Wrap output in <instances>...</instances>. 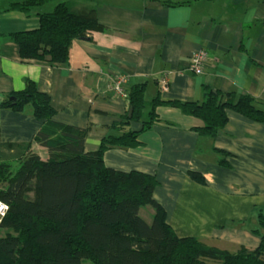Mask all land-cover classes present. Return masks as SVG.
Listing matches in <instances>:
<instances>
[{
  "label": "crops",
  "instance_id": "1",
  "mask_svg": "<svg viewBox=\"0 0 264 264\" xmlns=\"http://www.w3.org/2000/svg\"><path fill=\"white\" fill-rule=\"evenodd\" d=\"M22 0H0V139L27 143L41 129L31 109L18 113L1 103L33 80L48 94L55 120L90 129L87 152L96 151L110 127L128 111L127 98L113 90L120 77L125 92L146 84V98L160 91L159 81L171 75L165 101H201L204 87L223 94L252 97L264 110V0H56L30 15L11 9ZM68 1L95 8L106 30L90 40H76L68 63L50 66L23 63L11 35L36 30L40 14ZM174 4H180L175 6ZM204 49V72L191 71L195 51ZM115 92V93H114ZM162 123L140 136L136 149L112 148L108 168L156 176L154 199L180 237H195L224 250L255 249L261 239L252 233L264 211V124L229 111V122L216 138L194 131L202 122L179 109L160 107ZM140 131L142 125L131 123ZM39 153L46 152L35 147ZM218 151L229 153L221 166ZM202 174L205 185L189 172Z\"/></svg>",
  "mask_w": 264,
  "mask_h": 264
},
{
  "label": "trees",
  "instance_id": "2",
  "mask_svg": "<svg viewBox=\"0 0 264 264\" xmlns=\"http://www.w3.org/2000/svg\"><path fill=\"white\" fill-rule=\"evenodd\" d=\"M54 1L22 0L11 9L29 16L34 8ZM39 16L38 29L11 35L23 63L64 65L74 41L90 40L95 32L106 30L95 8H78L68 1ZM25 83L23 90L8 93L1 107L18 113L31 109L43 124L30 142L0 139V201L9 206L0 223V264H264L263 210L258 213L259 227L252 230L261 239L255 249L231 252L195 237H180L154 199L156 176L117 171L104 162L112 148L141 147L140 136L162 123L160 107L200 120L202 125L194 131L212 138L227 126L229 111L264 124V110L252 97L204 87L203 99L197 102L165 101L161 89L148 100L146 84H136L126 91L128 111L112 124L99 149L87 152L90 129L56 121L50 96L33 80ZM132 122L142 129L133 130ZM218 153L219 164L230 167L225 161L229 153ZM189 176L206 184L198 172L190 171ZM144 207L153 209L151 220L143 217Z\"/></svg>",
  "mask_w": 264,
  "mask_h": 264
},
{
  "label": "built area",
  "instance_id": "3",
  "mask_svg": "<svg viewBox=\"0 0 264 264\" xmlns=\"http://www.w3.org/2000/svg\"><path fill=\"white\" fill-rule=\"evenodd\" d=\"M208 60V54L205 50L199 49L194 52L192 59H191V71L195 75H202L203 74V67ZM171 77L165 75L159 81L160 89L162 92H167L170 89ZM123 80L117 79L114 87V91L124 95L123 97L127 96L125 94L124 88L122 89L121 84ZM9 211V206L0 201V223L2 222L3 218L7 215Z\"/></svg>",
  "mask_w": 264,
  "mask_h": 264
},
{
  "label": "rangeland",
  "instance_id": "4",
  "mask_svg": "<svg viewBox=\"0 0 264 264\" xmlns=\"http://www.w3.org/2000/svg\"><path fill=\"white\" fill-rule=\"evenodd\" d=\"M204 50V49H203ZM206 64V63H205ZM205 66V65H204ZM203 72H204V67H203ZM167 76H169V77H171V75H168V74H166ZM196 76H200V75H196ZM172 78V77H171ZM120 80H123V83L121 84V87H122V89H123V87H124V85L126 84V82H127V79L126 78H124V77H120ZM115 83H116V81H115ZM114 87H115V84H114V86H113V90H114ZM115 93V92H114ZM125 94H126V92H124ZM116 94H118V95H122V94H120V93H116ZM122 96H124V95H122ZM37 152V151H36ZM37 153H39V152H37ZM40 155H42V156H44V154L43 153H39ZM46 157V156H45ZM16 167V165H14V168ZM142 215H143V217H145V218H147V219H149V220H151V217H152V215H153V209L151 208V207H144V208H142ZM84 264H92L89 260H87V261H85L84 262Z\"/></svg>",
  "mask_w": 264,
  "mask_h": 264
},
{
  "label": "water",
  "instance_id": "5",
  "mask_svg": "<svg viewBox=\"0 0 264 264\" xmlns=\"http://www.w3.org/2000/svg\"><path fill=\"white\" fill-rule=\"evenodd\" d=\"M88 40V39H87Z\"/></svg>",
  "mask_w": 264,
  "mask_h": 264
}]
</instances>
